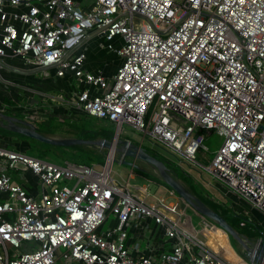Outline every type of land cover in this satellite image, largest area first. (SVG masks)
<instances>
[{"label": "built area", "instance_id": "obj_1", "mask_svg": "<svg viewBox=\"0 0 264 264\" xmlns=\"http://www.w3.org/2000/svg\"><path fill=\"white\" fill-rule=\"evenodd\" d=\"M90 33L122 58L112 77L85 67ZM8 56L70 73L82 88L54 97L115 123L117 137L126 123L196 161L216 132L223 141L205 168L264 214V0H0V69ZM115 144L101 168L0 145V264H236L210 245L205 230L219 226L183 197L147 201V185L130 189L132 172L116 181ZM9 168L36 174L40 194ZM144 218L172 239L158 255L129 248V226ZM243 239L245 261L264 264V233Z\"/></svg>", "mask_w": 264, "mask_h": 264}, {"label": "rangeland", "instance_id": "obj_2", "mask_svg": "<svg viewBox=\"0 0 264 264\" xmlns=\"http://www.w3.org/2000/svg\"><path fill=\"white\" fill-rule=\"evenodd\" d=\"M101 39V38H100ZM102 41V39L99 41V43ZM105 41V39H103ZM113 44L115 46H118V39L112 40ZM107 42V41H106ZM107 46V45H106ZM104 52L107 51L105 49H102ZM108 60L110 63V67L113 65H119L122 62L121 57H115L114 53L108 55ZM24 70V69H21ZM41 71L35 72L30 75L23 74L21 76V80H25L23 82H28L24 78L31 79L33 76L38 77L40 76ZM42 73V72H41ZM9 80V79H7ZM19 79H16L14 82L22 83L18 81ZM1 86V85H0ZM23 90L20 91V97L26 96ZM29 95V93H27ZM21 99V98H20ZM19 99V100H20ZM28 99V97H27ZM22 100V99H21ZM21 113V112H20ZM40 129L43 130L42 123L39 122ZM111 125L109 124H103L102 128L104 130L111 129ZM115 131H41L42 133H56V135H51L54 137H76V138H87L93 133H99L100 135H111L112 138L116 133V125L114 126ZM3 128L0 127V133L6 134L17 138V142H11L9 144H6L7 148L11 150H17L22 153L32 155L38 158H43L52 162L56 163H63L66 159H69L71 161L75 162H87L90 165L95 166L96 168H101V164L106 162V156L107 151L101 153H93L90 151L85 144H75L71 146H61V145H51L46 142L38 141L35 139H27V141L22 140L21 135H17L15 133H12L11 131H2ZM49 135V134H48ZM144 132L142 130L136 129L126 123L122 126V132H121V138H128L132 142L142 145L145 149H147L149 152L153 153L154 155L161 157L165 159L166 161H169L171 163V166H174L178 173H181L182 171H187L190 174V177L196 182L199 183L202 186V193H209L210 196H212L216 201L220 202H229L231 206L234 207L236 212H240L241 215L245 216L246 218L250 219V214L244 213L247 209L252 210V206H250L249 203L244 202L242 199H239L238 197L231 194L226 187L216 179V177L205 168V165L210 164L211 159L213 158L215 152L218 150V148L221 146L223 138L218 135L216 132L208 133L205 135L204 143L208 146L209 150L205 152H198L196 161L190 160L182 153L172 149L167 144L151 137L149 134H145V137L143 138ZM100 137H95L94 139H98ZM90 139V138H87ZM15 140V139H14ZM6 141V140H4ZM3 142V141H2ZM120 156L116 153V156L112 162L111 165V176L120 183H125L128 179L129 173L132 172L134 176L129 178L130 182V189L132 191H137L136 188H134L135 185H147L150 193L152 194L147 198V201H153L155 200V195H161V194H169L174 193V196H177V193L168 185H165L162 183V179L156 174L154 169L146 162L143 161H137L145 170H148L147 172L149 175L147 176L143 171L136 169L132 166L120 163L119 161ZM128 159H131V157H127ZM8 172L11 174V176L14 177V180L17 182H21L19 179L18 173L15 169L9 168ZM179 179L185 184V186L189 189L188 183L184 181L181 177ZM190 190V189H189ZM179 196V194H178ZM177 196V197H178ZM190 206V205H189ZM191 207V206H190ZM239 209V211H238ZM189 214H193V221L194 223H199L200 226L203 228L206 224H201V219L203 218L199 213H197L195 210L193 212L191 209H188ZM252 214H255V219L258 223H260V227L264 229V214H259L257 210L253 209ZM114 216L113 214L110 215V218L103 224L102 228L107 229L110 227L111 223H113ZM220 230L218 228L215 229H209L207 228L205 230L208 237H210V245L220 254L230 260L235 261L238 264H248L245 260L246 257L243 254L242 251V245L239 243V241L233 237H231L226 231H223V233L219 234ZM243 235L248 236L244 231L242 232ZM258 235V234H256ZM252 237V236H248ZM257 236H255L256 238ZM239 256V258H237ZM250 263V262H249ZM57 264H62L61 261L58 260ZM251 264V263H250Z\"/></svg>", "mask_w": 264, "mask_h": 264}, {"label": "crops", "instance_id": "obj_3", "mask_svg": "<svg viewBox=\"0 0 264 264\" xmlns=\"http://www.w3.org/2000/svg\"><path fill=\"white\" fill-rule=\"evenodd\" d=\"M100 38L102 41L99 43L101 40ZM103 39L104 38L99 35L90 33L80 49L86 53L85 67L87 69L101 70L106 77H112L118 66L113 65L110 67L108 55L109 53L111 54L113 50L106 46L107 42L106 40L103 41ZM102 49L107 51L104 52ZM113 53L115 57H119L115 51H113ZM2 62L4 67L0 69V74L14 84L9 85L0 81V111L6 114L19 116L20 118L29 116V119L32 118L30 116L31 113L34 112L32 115L35 116L32 120L39 126V129L41 128L39 122H41L44 127L43 130L40 129V131H91V133L93 131H115L113 127V125L115 126V123L90 115L85 110L73 105L67 100L55 98L59 93H63L65 97L69 99L71 94H73L74 89L79 90L82 88V85H77L76 88V85L72 82V76L70 73L65 76H58L54 66L48 67L46 73L42 69L39 70L34 68L25 63L21 58L14 56L5 57ZM38 71L42 72H40V76H33L31 79L24 78L28 81L27 83L23 82L25 80H21L23 74L33 75V73ZM16 79H19L18 81L21 80L20 82L22 83L14 82ZM21 90H23L24 92L22 93L26 95L25 97H20L22 100L18 98ZM27 93H29V95H27ZM18 111L21 112V115L18 114ZM0 123H2L1 117ZM103 124H109L112 127L109 130H104L102 128ZM47 134L56 135V133ZM96 136L100 138H111L110 135H100L96 132L87 138L94 139ZM4 143H1L2 146H6V142ZM85 146L93 153H104V150L108 152V148H101L99 145L85 144ZM17 173L21 180L19 183L24 185L30 193L34 195L40 194L42 185L36 174L29 169L21 170V173L17 171ZM133 176L134 174L132 173L131 178ZM12 178L14 179L13 176ZM138 187V185L134 186L136 189ZM157 196L168 198V196L170 197L171 195L161 194ZM253 209L255 208L252 207V210ZM252 210L247 209L248 214H250V220L258 223L255 219V214H252ZM257 212L262 214L259 210H257ZM113 223H116V220L113 219ZM258 224L260 225V223ZM158 228L159 227L151 218H144L140 222L135 221V223H132L129 226V238L127 241L129 248L134 250L137 244L141 250L145 249V252L147 253L153 251L154 255L160 254L163 249H168L171 246L172 239L165 237ZM218 230H220L218 231L219 234L224 231L221 227H218ZM262 230V233H264V229ZM242 251L243 254H245L243 247ZM237 258H239V256ZM233 262L238 264L235 261Z\"/></svg>", "mask_w": 264, "mask_h": 264}, {"label": "water", "instance_id": "obj_4", "mask_svg": "<svg viewBox=\"0 0 264 264\" xmlns=\"http://www.w3.org/2000/svg\"><path fill=\"white\" fill-rule=\"evenodd\" d=\"M0 117L2 119V123H0L1 128L31 139L46 142L51 145L71 146L75 144H95L111 147L113 141L115 140V152L119 154V156H123L121 163L132 166L146 173H148V170L143 169V167L137 161L148 163L154 169L156 174L177 194L183 197L189 205H191L200 214L212 220L214 223L224 229L231 237L237 239L239 243H241L243 246H246L248 249V245L243 239V234H241L233 225H231L223 215L210 207L199 196L189 190L185 184L172 172L165 159L149 152L142 145L134 142H131L128 145V140L117 137L116 133L112 138L103 137L99 139L54 137L42 133L39 129V126L32 119H29V116L20 118L19 116L6 114L0 111ZM127 157H131V159H128ZM257 257L258 256H256V258Z\"/></svg>", "mask_w": 264, "mask_h": 264}, {"label": "trees", "instance_id": "obj_5", "mask_svg": "<svg viewBox=\"0 0 264 264\" xmlns=\"http://www.w3.org/2000/svg\"><path fill=\"white\" fill-rule=\"evenodd\" d=\"M18 114L21 115L20 111H18ZM2 131H8V130H6V129L3 128ZM17 135H20V134H17ZM21 136H22V140L23 141H27V139H31V138L25 137L23 135H21ZM4 140H6V141H4ZM12 140L14 142H17V138H15L14 136L11 137V136L7 135V133L6 134L0 133V144L1 143H4V142H6V144H9V143L13 142ZM83 163L88 164L87 162H83ZM88 165H90V164H88ZM167 165L171 168L172 172L178 178L181 177L182 179H184L185 182L188 183L187 185H188L189 189L194 194H196L197 196H199L210 207H212L213 209H215L216 211H218L221 215H223L227 219V221L231 225H233L241 234L244 231V233H246L248 236L255 237V236H259L262 233L263 230H262V228L260 227V225L258 223H256L253 220H250V219L246 218L245 216H243V215L239 214L238 212H236L235 209H234V207L231 206L229 204V202L216 201L212 196H210L209 193H202L201 192L203 190L202 189V186L199 183H196L190 177V174L187 171L184 170L181 173H178V171L176 170V168L174 166H171V163L169 161H167ZM144 173L147 176L149 175V173H146V172H144ZM161 181H162V183H164L165 185H167L163 180H161ZM242 219H246V221H245L244 224H241V221H243ZM256 234H258V235H256Z\"/></svg>", "mask_w": 264, "mask_h": 264}, {"label": "bare ground", "instance_id": "obj_6", "mask_svg": "<svg viewBox=\"0 0 264 264\" xmlns=\"http://www.w3.org/2000/svg\"><path fill=\"white\" fill-rule=\"evenodd\" d=\"M112 156H113V155L111 154V155H110V160H109V165H110V162H111Z\"/></svg>", "mask_w": 264, "mask_h": 264}]
</instances>
